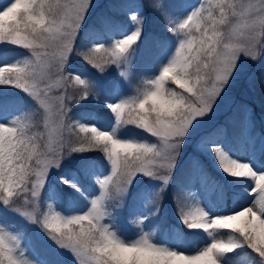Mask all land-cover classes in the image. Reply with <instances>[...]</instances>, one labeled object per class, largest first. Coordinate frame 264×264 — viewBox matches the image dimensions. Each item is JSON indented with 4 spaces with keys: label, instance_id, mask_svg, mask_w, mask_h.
I'll return each instance as SVG.
<instances>
[{
    "label": "snow or ice",
    "instance_id": "1",
    "mask_svg": "<svg viewBox=\"0 0 264 264\" xmlns=\"http://www.w3.org/2000/svg\"><path fill=\"white\" fill-rule=\"evenodd\" d=\"M90 2L11 0L0 8V42L21 46L31 54L22 62L0 66V84L17 87L36 101L34 111L44 114L42 129H48V114L53 107L57 121V127L47 134L43 130L32 131L41 127L39 122L25 123L31 119V111L15 118L11 125L0 123V202L14 207L31 221L39 216L48 234L70 249L79 264H220L221 254L244 244L264 264V172L258 173L248 163L230 158L219 146H214L213 151L222 170L233 177H250L254 181V202L231 214L211 218L200 207L182 209V220L189 228L202 229L209 236L219 229L235 233L240 239L214 238L202 250L186 254L152 243L147 234L126 243L102 223L106 199L126 192L137 174L168 184L194 118L212 110L237 71L240 54L257 60L264 52V0H206L175 26L169 21L170 31L182 34L174 56L136 95L109 105L118 124L143 129L157 138L156 143L119 139L113 132L95 126L65 122L69 111L66 97L54 96L53 92H61L70 82L80 85V92L73 97L78 101L94 90L92 83L79 75H65L66 60ZM147 5L167 13L165 0H147ZM131 18L141 22L135 13ZM234 20L237 23L233 26ZM237 34L239 38L234 39ZM140 36L141 28L137 27L111 46L96 44L79 54L103 71L108 65L126 60ZM168 81L178 87H167ZM261 84L264 85V76ZM77 129L86 135L78 142L79 147H73L63 131ZM66 146L74 151H103L111 164V174L99 179L100 194L86 212L64 216L52 210L51 205L48 211L41 212L38 198L46 175L51 166H59ZM162 170L167 174L161 175ZM21 197L29 206L23 212L16 206ZM17 246L15 236L0 230V264H30L17 255Z\"/></svg>",
    "mask_w": 264,
    "mask_h": 264
},
{
    "label": "rangeland",
    "instance_id": "2",
    "mask_svg": "<svg viewBox=\"0 0 264 264\" xmlns=\"http://www.w3.org/2000/svg\"><path fill=\"white\" fill-rule=\"evenodd\" d=\"M76 2H78V0H63L62 3L72 4ZM170 2L171 0H165L166 7L170 6ZM245 2L256 3L257 0H245ZM9 3H11V0H7L6 2L0 4V8L6 6ZM124 4L127 5L130 15H132V13H135L136 15H138V18H140L139 15H142V17L146 16V12L148 14V10L150 9V7H148L147 5V0H91L90 6L87 9L83 22L73 41V44H76V38L78 35L82 34V37L85 38V35L91 34L87 39L92 44H95L96 42H103L102 44H104L105 46H111L108 41H105L104 38L98 35L100 29L99 25L109 20L110 16H112V11L121 8ZM193 9V4L189 0H186L185 8L175 16V24L179 23L188 15H190ZM140 20L141 22L139 24L137 23V21H135L134 26L130 27L129 29L116 26L113 31L116 40L127 36L137 27L141 28L142 34L145 31V26L142 19ZM132 21L134 22L133 19ZM236 23L237 21L234 20L232 22L233 26L236 25ZM175 24L173 26H175ZM181 38L182 34L177 33L173 48L165 53L161 60L160 67L156 71H154L150 75V77H145L147 78V81L152 80L156 76H158L162 68L171 60V58L175 54V49L178 47L179 40ZM238 38V34L234 36V39ZM5 46L11 47L18 45L7 41L0 42V48ZM134 47L137 48L136 44L134 45ZM134 47L128 53L126 60H122L119 64L108 65V68L104 69L103 71L99 70L102 73H109L113 69L118 71V78L120 80L118 86L119 90L117 95L108 98L109 105L137 94V90L139 88L135 83L130 82V78L133 75L132 66L137 59L135 54L137 49H135ZM263 53L264 52L261 53L260 57L257 60H252L245 57L243 54H240L237 71L233 73L232 77L225 85L220 95L217 97L216 101L213 104L212 110L202 117L194 118L187 135L183 139V143L179 149V154L176 157L175 166L171 171V178L172 175H174V171L177 168L182 167L189 158L191 160H194V164H196L193 173L195 178L190 183L189 207L185 210H195V208L200 207L204 211H206L209 214V218H211L217 215L231 214L232 212L238 211L242 207H247L252 202H254L255 194L251 191L252 187L254 186V181L252 180V178H237L225 173L220 167L217 156L213 151L214 158H216L214 169L219 174L228 176L229 179L230 177L237 178L235 180H231L232 184L230 185V190L233 193V196L236 198V201H234L231 206L225 209L223 199L224 196L222 195V179L215 173L209 172L207 165L197 164L198 157L195 154L193 148H197V150L199 151H205L212 144H217V146H219L221 150L225 152L230 158L239 162L248 163L258 173L264 172V125L262 127L250 129L253 125L249 120L247 123V129L250 130L249 132H246L240 145L238 146L233 145L224 136L225 124H223V131H221L215 138H212L211 136L204 137L205 130L211 128L216 122L222 120L232 122L234 118L233 113L238 101L237 94L240 91L241 83L243 82V79H247L253 74L254 70L256 69L257 63L259 62ZM70 54L73 55L72 52ZM71 58L72 57L68 56L66 60L65 71L67 73H65V75H68V73L79 75L81 78L90 81L94 89L93 92L90 93V95H93V97L97 99L100 98L104 93V84L100 79L101 77H99L94 71L92 73H89L71 68V66H75V63L72 62L74 60ZM18 59V56L2 58L0 60V66L5 64L19 63L20 61ZM122 72L126 73V75H122ZM73 89V85L69 83L68 87L66 89H63L61 92H53L54 96L64 95L66 97V103L69 107L67 119L65 121L66 123L71 122L70 118L72 116V111L75 110V106L72 105V101L75 99H73V97L75 96ZM22 114L23 111L21 108H17L14 111L2 114L0 115V123L11 125L14 119ZM43 117L44 114L40 112V120L42 125ZM76 123L95 126L102 131L113 132L114 135L119 139L134 140L137 142H158L157 138L151 136L145 130L140 128H138L139 134L136 137L128 135L126 133L124 134L122 132H118V125L115 119V115L112 119L109 120L107 124L104 125L99 123L96 113L94 111H90L89 113L85 114V117H79L76 120ZM48 125V129H43L45 131V134H47V132L52 128L57 127L54 107L52 112L48 114ZM70 132L71 131H63V135L68 137ZM45 143H47V140H45ZM52 146L55 147V144H53ZM71 151L72 147L66 146L63 150L64 154L62 155L61 160L65 157L68 158V155H70ZM61 160L58 167L51 166L49 168L45 183L38 198L39 202L41 204L40 199L42 197L43 191L46 189V194L43 198L47 201V211L48 206L51 205L52 210L57 211L64 216L82 214L90 208L91 201L100 194L101 189L99 187V183L96 190H88V192L90 193V203L87 206L70 210L62 209L59 203L58 196L55 194V190H57L56 182H59L56 181V178L63 175L70 184L78 185L79 175L76 170H73V175L70 176L67 173V169L61 164ZM89 167L92 170L91 174L97 179V181L111 174L110 162L109 166L106 169H102L100 167V164L96 160L90 159ZM164 174L167 173L162 170L161 175ZM171 178L168 184L170 183ZM152 181H154L153 184ZM60 183L62 187L67 184L64 181H60ZM147 184V187H149L148 190L144 189L146 188ZM168 184L165 186L163 184V181L158 178L148 177L144 174H137V176L133 178L131 184L128 186L126 192L122 194L111 195L108 199H106L104 204L106 215L103 217L102 223L106 224L110 231L114 232L122 241L126 243L134 242L142 235L147 234L152 243L158 246L167 247L171 250L184 252L186 254H195L197 251L202 250L204 247L210 244L214 238L226 240L229 236L235 237V233H231L228 230L217 229L212 236H209L208 233L202 229H192L190 235L191 240L193 241V246L189 248L187 244L190 242V240H187L185 243L182 242L179 235L176 233L174 227L172 226L171 221H168L170 214L176 212V216L177 213L181 215L183 209L182 205H180V207H176L173 203H170L168 201L163 202L170 198L169 195L166 194V187L168 186ZM138 188L144 189L141 191V200H145L149 197L150 199L147 206H142V204H139L137 206L136 222L138 225V229L137 231H134L130 228L131 217L128 216L127 210L135 200L137 201L136 197H134V191ZM157 194L159 195L157 196ZM16 206L21 209V212L29 209V206L25 203L24 199L21 204L18 203L16 204ZM10 210L13 213L24 216L20 212L16 211L14 207H11ZM151 211L152 214L150 216ZM146 217L148 219L145 220L144 218ZM178 220L183 225H186L180 218H178ZM29 222L31 224L30 230L37 237L40 243L44 244L51 242L50 244L52 247V251H55V253L59 254L60 256H67L71 261V264H79L77 257L70 249L59 245L56 240H54L52 236L48 234V231L44 228L42 220L39 218V216L35 221L29 220ZM154 223H156L157 226L159 224V230L152 227ZM0 230L17 238V255H20L24 259L28 260L30 264H43L42 260L37 257L36 252L29 244V238L27 234L22 230L20 226L14 224L11 225L6 222L4 218L0 217ZM229 253L221 254L219 256L220 264H252V260L255 257V254L250 256L247 250H244L242 253L235 257H231Z\"/></svg>",
    "mask_w": 264,
    "mask_h": 264
},
{
    "label": "trees",
    "instance_id": "3",
    "mask_svg": "<svg viewBox=\"0 0 264 264\" xmlns=\"http://www.w3.org/2000/svg\"><path fill=\"white\" fill-rule=\"evenodd\" d=\"M6 0H0V4L4 3ZM194 3V10L199 8L202 3H206V0H190ZM200 1V2H199ZM62 3L63 0H60ZM184 7V2L182 0H171L170 6L167 7V13L162 14L161 12L150 8L148 14L142 17L145 31L141 34L140 39L137 41L136 46V57L135 63L132 66L133 75L130 78V82L135 83L139 89H142L147 82L148 75L151 72L158 69L161 58L165 52L172 48L173 42L176 38V33L170 31L169 21L172 22L173 26L175 24L174 17L177 12L182 10ZM114 13V14H113ZM116 26L122 28H127L131 26L130 14L128 12V7L126 4L122 5L121 8L112 11V16L105 23L99 25L98 35L108 41L111 45L116 40L113 29ZM91 34L85 35V38L78 35L76 44L73 46L72 57L75 63V68L77 70L92 73L93 71L97 73L104 84V93L100 98H95L93 95H88L86 98L79 99L78 101L74 99L72 105L75 106V110L72 111L71 122H75L79 117H85V114L90 111H94L97 115V119L100 124H107L109 120L114 116L111 108L109 107L108 98L118 93V86L120 80L118 78V71L113 69L109 73H102L97 68H95L91 63L84 59L79 53L87 52L96 44H102L103 42H96L92 44L88 41ZM30 51L18 46L11 47H1L0 48V60L5 57H19V61L22 62L25 58L30 57ZM100 55H103L101 53ZM108 66L105 67V69ZM95 73V74H96ZM264 76V53L262 54L259 62L257 63L256 69L249 78L243 79L240 86V91L237 94V105L233 113L234 118L232 122L227 120H222L216 122L211 128L205 130L204 137L213 136L214 138L222 131L223 124H225V137L234 145H239L242 138L246 132L247 121L251 120L253 126L262 127L264 125V85L261 84V77ZM71 83V82H70ZM74 87L73 91L75 96L78 95L82 86L71 83ZM167 87H178L172 84L171 81L166 82ZM21 108L23 114L26 112L32 113L31 119L25 121L28 124H35L39 122L41 127L33 128V132H40L42 129V123L40 120V113L34 111L37 108L36 101L26 92L21 89L8 84H0V114L6 113L8 111ZM22 114V115H23ZM20 115V116H22ZM77 124V123H76ZM117 131L126 133L131 136H138V127L130 124L117 123ZM44 131V130H43ZM84 133H78V129L71 131L68 138L70 139L73 147H79V141L85 138ZM213 147L210 146L205 151H199L197 148H193L195 154L197 155L199 162L204 164H209L210 169L214 170L216 163V158H214ZM90 159L96 160L102 169L107 168L109 165V160L106 158L105 154L101 150H89V151H74L72 150L68 158L61 160V164L67 168L68 172L71 173L72 169L79 170L81 179V188L73 184L67 183L63 187L60 181H64L65 177L59 176L56 178L57 183V194L59 200L64 209L69 207H83L89 202V196L87 190L89 188L96 189L97 180L91 174V169L89 167ZM193 166L191 160L185 162L182 167L177 168L172 175L171 181L167 186L166 194L169 195L168 201L173 203L176 207L182 205L184 208L187 205V197L189 193V182L192 180ZM224 180V188L226 191V201L231 203V191L229 186L231 180L235 178L221 175ZM63 178V179H62ZM46 194L45 190L42 193L40 211H47L46 200L43 196ZM137 193L134 194V197ZM23 197H21L18 203H22ZM136 201V200H135ZM135 201L133 203H135ZM134 205H130L128 212L131 215L133 212ZM11 207L4 205L0 202V217L6 218L8 221L19 225L22 230L26 232L29 237V243L33 250L37 253V256L41 258L44 264H71V261L67 256H59L55 251H52L51 242L50 243H40L37 237L30 230V222L27 217L18 215L11 212ZM182 216V214H181ZM182 220V218H181ZM184 223V222H183ZM186 230H190L187 225H184ZM187 236V235H185ZM235 238L240 239L237 234H234ZM244 250L251 255L255 254L252 260V264H262L261 258L246 244L242 247H238L229 255L242 253Z\"/></svg>",
    "mask_w": 264,
    "mask_h": 264
}]
</instances>
